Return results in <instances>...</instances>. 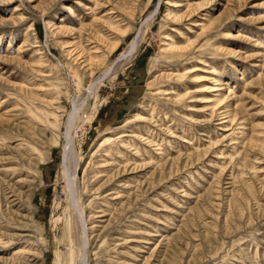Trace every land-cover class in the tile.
I'll return each instance as SVG.
<instances>
[{"label":"rangeland","instance_id":"obj_1","mask_svg":"<svg viewBox=\"0 0 264 264\" xmlns=\"http://www.w3.org/2000/svg\"><path fill=\"white\" fill-rule=\"evenodd\" d=\"M187 1L205 10L185 19ZM204 16L195 42L191 23ZM188 38L182 55L162 51ZM94 43L106 59L91 72L68 51ZM173 72L189 74L165 78ZM209 82L228 97L213 111L198 90ZM84 100L81 119L92 118L75 129V188L87 216L104 214L87 222V264H264V0H0V264H60L68 214L79 248L62 170ZM122 134L118 157L121 142L102 143Z\"/></svg>","mask_w":264,"mask_h":264},{"label":"bare ground","instance_id":"obj_2","mask_svg":"<svg viewBox=\"0 0 264 264\" xmlns=\"http://www.w3.org/2000/svg\"><path fill=\"white\" fill-rule=\"evenodd\" d=\"M188 2V1H187ZM97 4H99L98 2H97ZM204 6L202 5V4H191V3H189L188 2V4L186 5V14L184 15V16H186L185 17V19L188 17V19H190V18H193V17H198L199 15H201V13H200V10H205L204 8H203ZM159 9L158 8H156V12L158 11ZM93 11H96V10H93ZM206 12V11H205ZM169 15H171V13L169 14ZM204 15H206V16H208L207 15V13H205ZM184 16H176V17H174L173 19L174 20H177V21H179V20H181ZM206 16H204V18L203 19H201V17L200 18H197V20L196 21H192V23H191V27H190V29L191 30H193V28H196V29H199V31H201V33L199 34V35H197V40L195 41V42H198V40H199V38L200 37H202V36H204L206 33H205V28H206V23L205 24H203V23H199V22H201L202 20L203 21H205V17ZM93 17H95V15L93 16ZM153 17V15L150 17V18H152ZM206 18H208V17H206ZM102 19V18H101ZM199 19H201V20H199ZM100 19H98V17L97 18H94V24H97V23H99L98 21H99ZM192 20V19H191ZM96 21H97V23H96ZM176 21V22H177ZM183 21V20H182ZM102 22V21H101ZM119 21L117 20V21H113L112 19H111V17L110 16H108L107 14H106V16L104 15L103 16V23H104V25L106 26V27H108V29H113V28H115L116 26L115 25H117V26H119V23H118ZM179 22H181V21H179ZM178 22V23H179ZM118 23V24H117ZM32 27V26H31ZM31 29V28H30ZM62 29H65V30H68L69 31V29L66 27V26H63V28ZM197 34V33H196ZM187 41H189V42H191L192 43V40H191V38H188L187 39ZM94 47H90L89 46V48L91 49H88L87 48V50H88V53H87V51H83V53L84 52H86L87 53V55H85V54H82V51L80 52V51H78V50H76V48L77 47H73L72 49H70L69 51H68V54H72V52L74 51L75 52V54L76 55H78V57L79 58H81L82 60L80 61V62H82L83 63V66L85 65V66H87L89 69H87V70H89V71H93V69H97V67H98V65H100L102 62H103V60H104V58H105V56H104V54H102V53H99V47L98 46H96V43H94ZM138 45H139V40L137 39H134L133 41H132V43H131V45H130V49H129V51L126 53V54H124L122 57L123 58H126V57H130V56H132L133 54H134V52L137 50V47H138ZM192 45H194V43H192V44H187V45H185V46H182L181 48H178L177 49V46H175L173 43H166V44H164V46H163V49H162V51H164L165 53L166 52H169V53H173L174 55H175V53H176V55H177V53H178V55H182L184 52H187V51H189L190 50V48L191 47H193ZM79 46H80V43H79ZM116 46V45H115ZM200 49H201V47H200ZM76 50V51H75ZM83 50H85V48L83 49ZM73 52V53H74ZM78 52H80V53H78ZM100 52H102L101 50H100ZM75 55V56H76ZM186 57V56H185ZM77 58V57H76ZM106 59V58H105ZM181 59V58H180ZM78 60H80V59H78ZM77 61V60H76ZM205 62V61H204ZM81 63V64H82ZM206 63V62H205ZM80 64V65H81ZM208 65V64H207ZM84 66V67H85ZM208 67H209V65H208ZM211 67H212V65H211ZM111 66L110 67H108L107 68V71H106V75H108V74H110L111 73ZM197 68V67H196ZM215 68V66L212 68V69H214ZM211 69V68H210ZM86 70V69H85ZM86 70V71H87ZM199 70V69H198ZM216 70V69H215ZM195 71V70H194ZM175 72V71H174ZM174 72L173 73H170V74H168L167 76H165V78L166 79H171V78H173V79H178V81H179V79L181 80L183 77H184V75H186V74H189L188 72L186 73V74H181V73H179V72H177L176 74H174ZM192 71H190V73H191ZM206 72H209V71H207L206 70ZM212 72H215V71H212ZM217 72V71H216ZM215 72V73H216ZM196 73H197V71H196ZM195 73V74H196ZM194 73L192 74V75H195ZM211 74H213V73H211ZM106 75L105 74H103V75H100L99 77H97V78H95V79H93L91 82H90V84H89V86H88V88H87V90H88V93H92L97 87H98V85L99 84H101L102 82H103V80L105 79V77H106ZM210 75V74H209ZM220 75V74H219ZM190 76H191V74H190ZM222 76V75H221ZM211 77V76H210ZM207 78V77H206ZM206 78H196V81H198L199 82V84L200 83H203V82H205L207 79ZM262 78V77H261ZM213 79V78H212ZM195 81V80H194ZM195 81V82H196ZM216 81V80H215ZM219 81H220V79H219ZM214 82V81H213ZM209 83H211L210 85H207L206 83H204L203 85H201V86H199V92H201V93H203V94H205V97H203L201 100H200V102H202V103H206L205 105H210V110H211V107L213 106V104L215 105V104H217L218 105V107L220 106V104H221V102L222 101H224V100H226L228 97H224L223 96V99L219 96V90H220V86L218 87V83H212V82H209ZM198 84V85H199ZM225 84V83H224ZM188 85V84H187ZM229 85V84H228ZM226 86V85H225ZM228 90V89H227ZM34 91V90H33ZM158 91H159V89H158ZM158 91H156V92H158ZM164 93H163V95L165 94H169L168 92H165V90H162ZM162 91H160V93H162ZM167 91V90H166ZM185 91H186V89H185ZM170 92L171 93H173V91H171L170 90ZM191 92V91H190ZM159 93V92H158ZM174 94H175V92H174ZM182 94V93H181ZM184 94H188V92H185ZM222 94V93H221ZM220 94V95H221ZM177 96H179V94L177 95ZM172 97V96H171ZM170 97V98H171ZM174 97V96H173ZM31 98H34V99H36V100H40L41 101V99L40 98H36L35 96H32ZM167 98H169V97H167ZM176 98V97H175ZM174 98V100L176 101V99ZM183 98V97H182ZM185 98V97H184ZM181 98H178V100H180ZM220 99H221V101H220ZM183 100V99H182ZM199 101V100H198ZM218 102V103H217ZM225 102V101H224ZM45 103V102H44ZM85 103H86V100H84L83 101V103L80 105V106H75L74 107V110H73V112H72V114H71V116H70V119H69V122H68V125H67V129H66V133H65V138H66V146H67V148H66V154H65V164H64V166H63V170H62V175H63V178L65 179V181H66V189H67V191L66 192H68L69 193V195H70V198H69V204L70 205H72V209H74L75 210V213H76V215H77V217H78V221H79V223H80V245H79V248H77L76 249V247H75V245H74V241H73V237H72V227H73V225H72V218H71V216L68 214V216L66 217V235H67V239H68V251H67V254H66V256H65V258H64V261H62V257H61V254H58V258H59V262H60V264H87L88 263V258H87V253H88V247H89V240H90V230L95 226V225H93V226H91V227H89V226H87V222H88V220H93V219H96V217H103L104 216V214H99V215H95L94 217H93V215H91V216H87L86 214H85V211H84V208L83 207H81L80 206V199H79V196H78V194H77V192H76V188H75V180H76V174H77V172L79 171L78 170V167H79V165H80V162H81V156H80V154L77 152V150H76V148H75V129L76 128H79L80 126H78L79 124H78V121L79 120H82L81 119V114H82V109H83V106L85 105ZM178 103V102H177ZM204 105V106H205ZM212 105V106H211ZM188 108V107H187ZM206 108V107H205ZM225 108V107H224ZM185 109V108H184ZM209 109V108H208ZM206 110V109H205ZM214 110V106L212 107V111ZM94 111V110H93ZM200 112V111H199ZM216 112V111H215ZM219 112V111H218ZM217 112V113H218ZM222 113V112H221ZM226 113H230V112H226ZM225 114V113H224ZM221 115V114H220ZM218 116V115H217ZM83 117V120H82V122L83 123H86L87 121H90L91 120V118H92V116H89L88 114H84V116H82ZM226 117V116H225ZM93 118H95V116L93 117ZM142 118V116H141V114H135V115H133L132 116V119L130 120H128L126 123H129V122H131V121H134V120H139V119H141ZM213 118H214V114H213ZM212 118V119H213ZM222 118H224V116L222 117ZM227 118V117H226ZM147 120V119H146ZM140 121V120H139ZM133 123V122H132ZM51 124H54V123H51ZM223 125V124H222ZM134 132V131H133ZM125 133V132H124ZM133 134V133H132ZM138 134V133H137ZM136 134V135H137ZM131 135V134H130ZM125 135L124 134H122V135H119L118 137H116V138H114V139H111L110 138V136L109 137H107L106 136V138H105V140H104V143H102V145L104 144V145H106V144H110L111 142H113V144H115V142L114 141H119V142H121L122 144H120V145H117L116 144V154H118L117 156L118 157H121V155H122V150H121V148L122 147H120V146H126V144H124L125 142H123V137H124ZM133 136V135H132ZM141 137V136H140ZM139 136H138V138H140ZM148 138V137H147ZM146 138V141L149 139H147ZM132 139V138H131ZM142 139V138H141ZM36 140V139H35ZM38 140V139H37ZM130 140V139H129ZM133 140V139H132ZM143 140H144V137H143ZM150 140V139H149ZM148 140V141H149ZM141 141V140H140ZM145 141V140H144ZM144 141H142V142H144ZM147 143H149V142H147ZM146 143V144H147ZM112 144V145H113ZM135 144V143H134ZM101 145V146H102ZM147 145H149V144H147ZM153 144H151V146H152ZM108 146V145H107ZM133 147V146H132ZM138 146H136V148H137ZM135 148V149H136ZM106 149V148H105ZM134 149V150H135ZM139 149V148H138ZM197 149H199V148H196V150ZM131 150V149H130ZM137 150V149H136ZM136 150H135V153H136ZM141 150V149H140ZM157 150H160V149H157ZM112 152V150L110 151V150H107V152H106V155L105 156H107V155H113V153H111ZM142 152V151H141ZM99 153V152H98ZM133 153H134V151H133ZM139 154V152L137 151V155ZM162 155H163V153H162ZM123 156V155H122ZM190 156V155H189ZM188 156V157H189ZM92 157V156H91ZM110 158H112V157H110ZM31 159V158H30ZM125 160H126V158H124ZM135 160V159H134ZM32 161V160H31ZM131 161V160H130ZM108 162V161H107ZM112 162V161H111ZM127 162H129V160H127ZM141 162H143V161H141ZM105 163H106V161H105ZM110 163V162H109ZM107 163V164H104V165H102V166H99V167H105V166H107V165H110V164H112V163ZM114 163V162H113ZM119 163V162H118ZM144 163V162H143ZM146 163V162H145ZM149 163V162H148ZM128 164L129 163H126V164H124L123 165V171H125L127 168H128ZM134 164H136L135 162H134ZM71 165H72V167H71ZM142 165H144V164H142ZM137 166V165H136ZM138 167H139V165H138ZM140 167H141V165H140ZM118 168V167H117ZM132 168V167H131ZM135 168V167H134ZM134 170V169H133ZM135 170H136V168H135ZM2 171V170H1ZM93 172V171H92ZM113 172V171H112ZM118 172V171H117ZM120 172V171H119ZM126 172V171H125ZM131 172V171H130ZM133 172V171H132ZM114 173V172H113ZM129 174V173H128ZM8 175V174H7ZM113 175V174H112ZM117 175V174H116ZM92 176V175H91ZM100 176V175H99ZM121 176V175H120ZM98 177V176H97ZM96 177V178H97ZM114 177H117V176H114ZM113 177V178H114ZM101 178V177H100ZM99 178V179H100ZM95 181V180H94ZM97 181V180H96ZM104 182V181H103ZM117 182V181H116ZM22 184V183H21ZM84 184V183H83ZM124 184V183H123ZM18 185V184H17ZM19 185H20V183H19ZM104 185L106 186L107 184H105L104 183ZM104 185H102V186H104ZM134 185V184H133ZM87 186V185H86ZM128 186V185H127ZM26 187V186H25ZM101 187V186H100ZM23 188H24V186H23ZM129 188V187H128ZM135 188V187H134ZM21 190H23L22 188H20ZM19 189V191H20V194H22V191ZM81 189V188H80ZM100 189V188H99ZM82 190V189H81ZM120 190V189H119ZM132 190V189H131ZM17 191V190H16ZM24 191V190H23ZM98 192V191H97ZM124 192V191H123ZM19 193V192H18ZM12 194V193H11ZM4 195H7V194H4ZM10 195V194H9ZM6 197V196H5ZM18 197H20V196H18ZM7 198V197H6ZM15 198V197H14ZM116 198H118V195L116 196ZM115 198V199H116ZM12 199V198H11ZM20 199V198H19ZM8 200V199H7ZM83 200V199H82ZM9 201V200H8ZM11 201V200H10ZM9 201V202H10ZM12 201H13V199H12ZM17 201V200H16ZM15 201V202H16ZM8 205V204H7ZM91 205V204H90ZM86 207V206H85ZM121 207H122V205H121ZM120 208V207H119ZM116 209V208H115ZM90 210V209H89ZM121 210H122V208H121ZM116 211V210H115ZM120 211V210H119ZM124 211V210H123ZM97 212V211H96ZM98 213V212H97ZM102 213V212H101ZM119 213V212H118ZM116 214V213H115ZM124 214V213H123ZM2 226V225H1ZM95 228V227H94ZM106 230V229H105ZM104 230V231H105ZM96 233V232H95ZM1 237V236H0ZM92 238V237H91ZM2 241V240H1ZM146 243V242H145ZM148 243V242H147ZM64 245V244H63ZM29 248V247H28ZM64 248H65V246H64ZM26 249V248H25ZM30 249V248H29ZM34 249V248H33ZM27 250V249H26ZM32 251V250H31ZM21 252V251H20ZM30 252V251H29ZM16 254H18V253H16ZM22 255H23V253H22ZM21 255V256H22ZM38 255V254H37ZM36 255V256H37ZM20 256V257H21ZM26 256V255H25ZM27 257H28V255H27ZM15 258H17V255H16V257ZM20 259V258H19ZM19 262V261H18ZM22 263V262H21ZM27 263V262H26ZM29 263H31V262H29ZM19 264V263H18ZM24 264V263H23Z\"/></svg>","mask_w":264,"mask_h":264}]
</instances>
